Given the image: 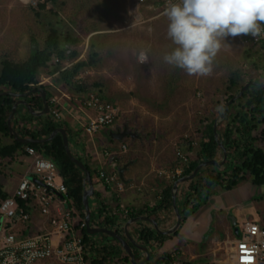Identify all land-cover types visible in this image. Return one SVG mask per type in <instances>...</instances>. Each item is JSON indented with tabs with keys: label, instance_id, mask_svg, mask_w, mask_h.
<instances>
[{
	"label": "rangeland",
	"instance_id": "rangeland-1",
	"mask_svg": "<svg viewBox=\"0 0 264 264\" xmlns=\"http://www.w3.org/2000/svg\"><path fill=\"white\" fill-rule=\"evenodd\" d=\"M37 4L38 0H0V62L4 59L15 63L25 61L35 48L42 45L51 27L59 31L62 40L67 34L79 39L78 44L67 45L78 53V57L74 62H64V68L97 54V63L83 69L75 79L80 85L90 87L86 94H74L64 89L58 74H42L40 85L46 86L53 94L51 101L58 110L55 114L64 121L66 116L78 112L88 120L84 125L98 120L100 115L86 106L93 96L112 105L116 110L114 125L118 128L128 125L130 131L138 135L137 139L125 140L130 143L129 149L126 148L127 155L122 153L125 151L122 145L117 147L114 144L113 148L105 149L96 143L93 147L96 139L92 142L91 139L97 133H84L83 141L94 157L103 153L107 158L112 157L115 155L110 150H116L121 166L132 158L139 159L142 165V160L147 162L153 158L156 162H167L168 169L173 171L182 165L178 153L185 157L188 154L194 160L200 150L205 124L213 121L220 105L227 102L233 72L241 71V83L246 84L249 74L255 70L253 62L258 64L261 72L264 71L263 57L255 55L247 60L245 55L248 49L256 52L259 41L264 38L256 40L247 35L229 37L224 42L225 46L213 60L210 75L189 76L179 68L164 64L163 55L175 46L167 38L169 21L163 15L162 0H58L55 10L59 16L49 14L42 18L35 15ZM134 21L136 26L132 28ZM32 37L38 43L31 42ZM140 51L148 54L147 62L138 61ZM233 94L235 96L238 92L233 91ZM68 107H73L75 113H71ZM77 128L82 130V126L77 125ZM106 128L110 127H104L100 132ZM192 147V152H188ZM131 151L133 154L129 155ZM106 168L111 169L112 165H106ZM23 169L22 165H16L15 175L0 177L4 191L10 192L19 184ZM127 175L131 173L124 174ZM252 189L255 193L253 199L240 203L233 210L238 229L248 222L264 224V186ZM95 202L90 198L93 213L96 212ZM102 235L93 238L100 241Z\"/></svg>",
	"mask_w": 264,
	"mask_h": 264
},
{
	"label": "trees",
	"instance_id": "trees-1",
	"mask_svg": "<svg viewBox=\"0 0 264 264\" xmlns=\"http://www.w3.org/2000/svg\"><path fill=\"white\" fill-rule=\"evenodd\" d=\"M57 3L58 0H38V4L34 9L35 15L38 18L49 14L59 16L55 10ZM31 42L38 43L35 37H32ZM78 42L79 39L72 34H67L62 40L59 31L51 27L42 45L35 48L25 61L15 63L4 59L0 62V93L25 94L30 91H36L25 99L32 109L36 111L44 108L39 90H44L47 94L50 112L46 115L35 117L30 115L24 107L18 108V112L12 121V127L20 138L42 139L50 136L57 128H64L67 131L68 138L75 135L82 139L80 134H84V131L73 132L66 121L56 116L55 112L58 110L55 109L54 103L51 101L53 94L50 93L46 86L40 85V76L42 74L45 76L58 74L59 81L62 86L64 85V89H68L74 94H86L89 91V86L80 85L75 79L83 69L92 67L97 63V54L91 56L89 60L78 61L69 68L63 67L64 62H74L78 57V53L70 50L67 45H76ZM245 55L247 60L254 58L255 55H260L264 58V39L259 41L256 52L248 49ZM252 65H254L255 70L249 74V81L264 84V71H260L258 64L253 62ZM240 73L241 71L233 72V76L229 79L230 87H228V92L230 94L227 95V102L234 97L233 91L239 92L245 86V83H241L243 77H241ZM18 100V98L11 95L0 96V177L4 175L8 167L10 168L12 164H16L19 161V158L25 154L27 148L35 149L38 153L43 154L58 165L67 180L69 197L72 198L81 219L85 221L82 204L85 174L68 157L62 136L58 134L52 141L43 144H23L10 135L7 122L11 115L12 107ZM227 102L220 105V109L213 115V121L205 124L202 130L203 139L196 158L194 160L190 159V156L185 154L188 161L184 164L183 173L161 192V198L153 208L149 206L133 207L126 208L127 214L120 212L121 205L116 193L107 195L108 189H104L102 193L96 191V188L100 185V169L93 167L88 161L77 155L76 157L85 164L91 174L95 188L92 198L96 199L100 206L96 213L91 211L92 227H103L123 234V225L131 220L147 216L157 222L159 221L158 211L174 213L172 208V188L174 183L180 178L191 175L200 164L211 160L221 161L223 158L222 149L215 139L214 124L215 120L225 110ZM56 107L60 108L58 105ZM218 132L220 140L227 150V161L219 168L210 166L202 169L192 181L182 184L187 189L185 197L179 194L181 191V187H179L178 196L184 198L183 205L179 208L182 216L181 224L185 222L188 215L201 208L205 201L212 196L215 188L219 187L224 191H231L242 183H251L254 187L259 188L264 186V87H249L239 99L234 101L228 110L225 120L219 124ZM8 140L10 142H7ZM121 145L126 146L128 149L130 147V143L127 141H123ZM193 149L192 147L188 152H192ZM118 158L116 155L112 156L110 163L114 166H119ZM181 164H183V161ZM11 196L0 186V202ZM155 234L161 236L145 228L140 229L141 239L145 242H150L155 237ZM83 235L85 242H89L92 239L87 234L86 229L83 230ZM102 236L107 237V235ZM104 252L108 257H111L115 251L105 249ZM122 253L124 255L123 264H130L128 255L123 251Z\"/></svg>",
	"mask_w": 264,
	"mask_h": 264
},
{
	"label": "built area",
	"instance_id": "built-area-1",
	"mask_svg": "<svg viewBox=\"0 0 264 264\" xmlns=\"http://www.w3.org/2000/svg\"><path fill=\"white\" fill-rule=\"evenodd\" d=\"M166 4L167 0H162L163 10ZM86 106L100 117L85 125L84 133L92 135L114 126L116 110L112 105L93 96ZM122 148L126 150V146ZM26 155L33 159L32 165L12 196L0 202V264H123V253L108 257L104 250L110 248L104 242L93 236L85 242V221L69 197L67 180L58 165L33 148H27ZM178 155L183 164L170 172L171 180L180 177L188 161ZM99 180L101 187L108 189L107 195L124 185L115 171L100 169ZM120 212L127 214V209L121 206ZM33 220L40 228L33 226ZM239 235L230 254L233 264H264V227L248 222Z\"/></svg>",
	"mask_w": 264,
	"mask_h": 264
},
{
	"label": "crops",
	"instance_id": "crops-1",
	"mask_svg": "<svg viewBox=\"0 0 264 264\" xmlns=\"http://www.w3.org/2000/svg\"><path fill=\"white\" fill-rule=\"evenodd\" d=\"M68 110L71 113H75L73 107H68ZM69 116H66L67 120H65L68 121L67 123L70 125L73 132L84 131V124H86L88 121L86 117H84V115L79 112L75 113L74 115L71 114ZM77 125L80 127L82 126V130L79 131ZM115 127L116 125L98 132L94 136V138L91 139V142L96 139L95 143L93 142V147L96 146V143H100L102 146H105V149L113 148L114 144H116L117 147H120L122 142L125 140L123 139L122 141H120L112 136L114 135V133H111L112 130L118 128ZM109 135H111L110 139ZM80 137L82 139H79L78 136L75 135H72L69 138V145L73 154L85 159L90 163V165L95 168H104L108 171L113 172L116 166H113L111 169L106 168V165L111 164V157L109 156L110 158H107L103 152H100L103 153L101 156H99V154L95 155L94 157L92 153L88 152V148L84 147V134H80ZM113 140L114 142H112ZM150 141L147 142L149 146ZM154 142L157 141L154 139ZM74 147L75 149L73 150ZM112 151L114 152V150L111 149L110 153L113 154ZM122 153H125L127 155L128 150L126 149ZM132 154L133 151H131L129 155ZM129 158L130 157H128V159ZM118 159H120V157ZM131 160H133V158L128 161ZM135 160L139 161V159ZM142 161L143 165L140 164L139 161L130 166L129 170L126 172V174L128 172L131 173L130 176H126L127 183H123L124 186L122 187V189L116 187L113 191V193L117 194L119 203L122 207H155L161 198V192L168 186H170V183H172L173 181L170 179L171 170L168 169V166L166 165L167 162H156V160H153V158H150V160H148L147 162H145L144 160ZM32 162L33 159L24 154L19 158V161L16 164H12L10 166V169L8 167V169L6 170L7 172H5V175L3 176L12 177L13 175H15L16 165H22V167H24L23 173L25 174L26 170L32 165ZM24 174L22 176H19V182L21 178H23ZM17 186L18 183L16 184L15 188L8 193L12 195ZM179 187H181V191L179 190V194L182 195V197H185V192L187 190L185 189L186 187L182 184ZM252 188L259 187H254L251 183H242L231 191H224L219 187L215 188L212 196L207 201H205L201 208L187 216V219L180 225L179 229L176 231V234H174L175 232L169 235L159 233L150 223H147L145 221H139L130 225L128 230L129 235L135 242L136 246L132 245L131 243L130 244L136 262L141 263L146 260L147 254L142 249V247H146L150 251V257L149 260L147 262H144L143 264H152L158 259H161L159 261V264H233V260L231 259L230 254L233 251L235 240L240 235L236 233L238 229L237 217L233 216L232 213L234 209L239 207L240 203H247L248 200L253 199L252 195L254 196L255 193ZM103 190L104 189L101 187V185L96 188V191L101 193L103 192ZM182 197L178 196V208H181V206L183 205L184 198ZM126 199H128L129 201H127ZM95 201L96 202L94 204L96 208L94 209V211H96L99 206V203L96 199ZM92 207L93 204L90 203L91 211ZM157 216L159 219L157 223L160 230L168 231L174 227L176 223L175 213H164L162 211H158ZM126 224L123 225V234L121 235L128 241L125 231ZM258 224L264 227L263 223ZM33 226L36 229L40 228L37 220H33ZM141 228H145L151 232H156L161 236H157L155 234V237L150 242H145L141 239ZM100 241L104 242L107 246H109L110 249L114 250L115 252L122 253L123 251L124 253H126L120 243L118 241H116V243L115 239L109 236L103 237Z\"/></svg>",
	"mask_w": 264,
	"mask_h": 264
},
{
	"label": "clouds",
	"instance_id": "clouds-1",
	"mask_svg": "<svg viewBox=\"0 0 264 264\" xmlns=\"http://www.w3.org/2000/svg\"><path fill=\"white\" fill-rule=\"evenodd\" d=\"M167 38L175 46L166 52L163 63L189 76H207L213 60L229 38H264V0H167ZM136 21L130 26L134 28ZM140 63L148 54L140 51Z\"/></svg>",
	"mask_w": 264,
	"mask_h": 264
},
{
	"label": "water",
	"instance_id": "water-1",
	"mask_svg": "<svg viewBox=\"0 0 264 264\" xmlns=\"http://www.w3.org/2000/svg\"><path fill=\"white\" fill-rule=\"evenodd\" d=\"M253 86L264 87V84L257 83L254 81L247 82L245 84V86L240 89L238 94L235 95L232 99H230L227 102L225 110L222 112V114L219 116V119L214 124L215 139L218 142V145L222 149V152H223L222 160L221 161H217V160L206 161V162L200 164L191 175L180 178L179 180H177L174 183L173 188H172V205H173L174 213L176 215V223H175L174 227L168 231H162V230H160L158 223L156 221H154L153 219H150L147 217H140V218L131 220L126 224L125 231H126V237H127L128 241L121 234H119L117 232L111 231V230L103 228V227L102 228L92 227V225H91L90 198H92L94 196L95 188H94L93 181H92L91 174H90L89 170L86 168L85 164L72 153V151L70 149V145H69L68 134L64 128H57L50 136H48L46 138H42V139H23V138H20L17 135V133L15 132V130L13 129L12 121L18 112V108L21 106L24 107L30 115L35 116V117H40V116L46 115L50 112V107H49V103L47 100L46 92L44 90H39V92L41 93V96H42V101H43V106H44V108L42 110H39V111L32 109V107L25 100L31 93H34L36 91H30V92L25 93V94H15V93L4 92V93H0V96L11 95L12 97L19 99L13 105L11 115L9 116L8 122H7L8 127H9V131H10V135L13 136V138L16 141L23 143V144H31V143L43 144V143H47V142L52 141L58 134H60L62 136L64 147H65V150H66L68 157L85 174L82 204H83V208H84L85 224H86L87 234L89 236L103 234V235H107V236L115 239L116 241H118L120 243L123 250L126 252L128 257L130 258L131 264H143L144 262H147L149 260L150 251L148 248L142 247V249L147 254V258L144 262H141V263L136 262V259H135V256L133 254L132 247H131V244L134 246H136V244L132 240L131 236L129 235V231H128L129 226L134 224V223H137L139 221H145L147 223H150L156 229L157 232L165 234V235L173 234L174 232H176L179 229V227L181 225V220H182L181 212H180L178 205H177V196H178L179 186L181 184L192 181L195 177L198 176L200 171L206 167L216 166L219 168V167H222L226 163L227 157H228L227 150L224 147V144L222 143V141L220 140V134L218 132V126L223 120H225L231 104L234 101H236L237 99H239L249 87H253ZM112 136L114 138H116L117 140H120V141H122L126 136H130L133 139L138 137V135H136L134 132L129 131L128 129H125V131L123 133L122 132L114 133V135H112ZM136 162H137V160H131L122 166H116L114 168V171L119 175V178L123 183L127 182V180L125 179V176H124L125 172H127L129 170L130 166L134 165ZM236 233L239 234L238 229H237ZM160 260L161 259H158L152 264H159Z\"/></svg>",
	"mask_w": 264,
	"mask_h": 264
},
{
	"label": "flooded vegetation",
	"instance_id": "flooded-vegetation-1",
	"mask_svg": "<svg viewBox=\"0 0 264 264\" xmlns=\"http://www.w3.org/2000/svg\"><path fill=\"white\" fill-rule=\"evenodd\" d=\"M125 129H128L129 131H130V128L128 127V125H124V126H122L121 128H117V129H115V130H112V132L111 133H117V132H124L125 131ZM115 131V132H114ZM110 133V134H111ZM110 137H111V135H109V139H110ZM127 139H131V137L130 136H126L125 138H124V140H127ZM127 162H129V161H127ZM127 162H125L124 164H126ZM112 165V164H111ZM114 165H112V167H113ZM125 174H126V172H125ZM125 179H126V177H125ZM122 182V181H121ZM123 183V182H122ZM127 183V182H126ZM125 184V183H124Z\"/></svg>",
	"mask_w": 264,
	"mask_h": 264
}]
</instances>
